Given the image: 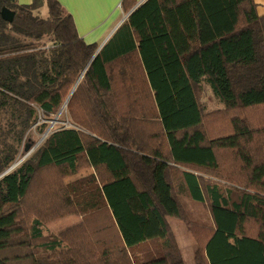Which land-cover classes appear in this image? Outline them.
Wrapping results in <instances>:
<instances>
[{"label":"trees","instance_id":"16d2710c","mask_svg":"<svg viewBox=\"0 0 264 264\" xmlns=\"http://www.w3.org/2000/svg\"><path fill=\"white\" fill-rule=\"evenodd\" d=\"M98 49L58 0H0V175L83 74L66 107L72 127L0 179V264H185L170 218L197 240L195 264H264L255 1L147 0ZM205 82L219 112L205 113ZM183 197L213 225L192 223ZM68 217L81 222L44 241L43 227Z\"/></svg>","mask_w":264,"mask_h":264},{"label":"rangeland","instance_id":"374dc122","mask_svg":"<svg viewBox=\"0 0 264 264\" xmlns=\"http://www.w3.org/2000/svg\"><path fill=\"white\" fill-rule=\"evenodd\" d=\"M45 42H46V46L49 47L50 44L48 40H45L43 43ZM201 102L204 106V110L206 114H211L213 112H219L223 108L222 104L219 101H217L215 97L213 96L212 90L206 82L204 83ZM67 103L68 101L61 108L59 113L50 122L49 128L53 126L51 133L54 131L63 129V128L72 127L70 117L66 109ZM54 121H57V122L52 124ZM33 130L34 131L32 132L29 140H32L34 142V145H31L28 141L24 143L17 160L15 164L13 165V166H16L15 168L20 166L25 160H27L30 156H32L41 147V145L45 141L44 140L43 142H41L46 132L44 134H39L35 129ZM27 146H28V149H27ZM90 173L92 172L89 170L84 171L78 174L77 176H74L68 179V182H71L78 178L87 176ZM181 201L192 223L200 227H203V226L211 227L213 225L212 217L206 205L200 202H196L187 197L181 198ZM80 222H81L80 217H68L56 223L44 226L43 227V234L45 236L44 241L57 237L62 231L68 229L69 227H73L79 224ZM169 222H170L172 231L176 237V240L178 242V246L182 252L185 264H195L194 258H195V252L197 249V244H198L197 240L189 232L184 222L176 218H170Z\"/></svg>","mask_w":264,"mask_h":264},{"label":"crops","instance_id":"0c3cea01","mask_svg":"<svg viewBox=\"0 0 264 264\" xmlns=\"http://www.w3.org/2000/svg\"><path fill=\"white\" fill-rule=\"evenodd\" d=\"M73 17L77 31L85 43L103 46L125 23L124 19L147 0H58ZM260 17L264 16V0H254ZM22 6L32 0H18ZM138 6V7H137Z\"/></svg>","mask_w":264,"mask_h":264},{"label":"water","instance_id":"95a60500","mask_svg":"<svg viewBox=\"0 0 264 264\" xmlns=\"http://www.w3.org/2000/svg\"><path fill=\"white\" fill-rule=\"evenodd\" d=\"M137 7H138V6H137ZM134 11H135V10H133L132 12H130V13L126 16V18L124 19V21H126V20L131 16V14H132ZM1 16H2V18H3L6 22L12 23V22L14 21V18H15V13L12 12L11 10L5 8V9H3V10L1 11ZM102 48H103V46H100V47H99V49H98V51L96 52L95 56L100 52V50H101ZM95 56H94V57H95ZM82 76H83V74L81 75L79 81L77 82V84L75 85L74 89L72 90L70 97L73 95L75 89L77 88L78 83H79L80 80L82 79ZM70 97L68 98L67 101H69ZM55 122H57V121H54L52 124H54ZM52 127H53V126H51V127L46 131V133L44 134L43 139L41 140V142H43L44 140H46V139L50 136V134H51V130H52ZM27 149H28V146H27ZM15 167H16V166H13V167H11L9 170H7L4 174L1 175L0 179H1L2 177H4L5 175L9 174L12 170L15 169Z\"/></svg>","mask_w":264,"mask_h":264}]
</instances>
